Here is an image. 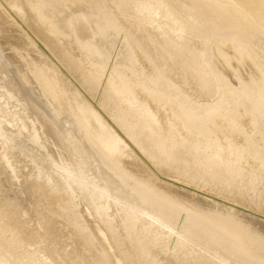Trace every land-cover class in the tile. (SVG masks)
Masks as SVG:
<instances>
[{"label":"bare ground","instance_id":"obj_1","mask_svg":"<svg viewBox=\"0 0 264 264\" xmlns=\"http://www.w3.org/2000/svg\"><path fill=\"white\" fill-rule=\"evenodd\" d=\"M3 1L0 264H264V0Z\"/></svg>","mask_w":264,"mask_h":264},{"label":"rangeland","instance_id":"obj_2","mask_svg":"<svg viewBox=\"0 0 264 264\" xmlns=\"http://www.w3.org/2000/svg\"><path fill=\"white\" fill-rule=\"evenodd\" d=\"M2 1V3L0 4V6L1 7H3V8H6V9H4V10H8L7 12H10V9L11 8H9L8 6H7V4H6V2H4L3 0H0V2ZM4 2V3H3ZM5 5V7H4V5ZM9 8V9H8ZM12 10V9H11ZM12 12V11H11ZM14 13V12H13ZM13 13L12 14H10V16L12 15V17H14V20H16L17 21V24L20 26V30L22 29V27H23V30L26 32L29 28L27 27H25V26H27V25H23V22L21 21V19L19 18H17V16L15 17V16H13ZM16 18V19H15ZM20 20V21H19ZM19 22H22V23H20L19 24ZM123 23H125V21H123ZM126 24V23H125ZM125 24H124V26H125ZM132 24V23H131ZM127 26H129V24H126ZM25 27V28H24ZM27 29V30H26ZM23 30H21V31H23ZM28 35H29V37L30 38H32V39H34V40H36L35 38H34V36H33V34L31 35V33H30V30H28L27 32H26ZM30 33V34H29ZM33 36V37H32ZM120 36H122V35H120ZM117 45H118V43L116 44V48H118L117 47ZM114 51H116V49L114 50ZM115 53V52H114ZM50 59H52V58H50ZM111 59H112V57H111ZM52 61L56 64L57 62L56 61H54L53 59H52ZM109 63L110 64H108V68L110 67V65H111V63H112V60H110L109 61ZM1 64V63H0ZM58 65H56L57 67L58 66H61V64L60 63H57ZM60 64V65H59ZM236 64H237V62H236ZM239 65V64H238ZM0 66H2V65H0ZM240 66V65H239ZM249 66H250V64H249ZM245 66L246 68H249L248 69V71L249 70H251V68H252V66ZM237 67V66H236ZM245 67H243L244 69H245ZM2 69L4 68V67H1ZM1 68H0V71H1ZM238 68V67H237ZM236 68V69H237ZM242 68V67H241ZM241 68H239L240 70H241ZM59 69L62 71V74L64 73V74H66L65 73V71H67L66 69H64V66L62 67H59ZM227 69H228V71H230L231 72V70H232V68H230V67H227ZM229 69H231V70H229ZM243 69V70H244ZM4 70V69H3ZM65 70V71H64ZM6 71V70H5ZM64 71V72H63ZM242 71V70H241ZM241 71H239L238 70V72H240V73H238L237 71V75H239V74H241L242 72ZM230 72H228V73H226V74H229ZM236 72H233L234 74L236 73ZM247 72V70H245V71H243V76H245V74H247L246 73ZM5 73H8V72H5ZM68 74L69 73H67V75H65L67 78H70V82H72L74 85L76 84V86L75 87H78L77 89L79 90V89H82L83 87L82 86H80L79 85V83H78V81L76 80V82H75V79L73 78V76L71 75V76H68ZM5 75H9V76H11L10 74H5ZM70 75V74H69ZM8 76V77H9ZM229 76V75H228ZM240 76H242V75H240ZM235 78V76L232 74V77H230V79L231 78ZM3 78H6V79H4L5 81H7V82H9L10 83V81H8L7 79V77H4V73H3V71H1L0 72V83H4L5 81L3 80ZM11 78V77H10ZM9 78V79H10ZM105 78V77H104ZM73 79V80H72ZM2 80V81H1ZM4 81V82H3ZM231 81L233 82V83H236L237 81H236V79H234V80H232L231 79ZM7 82H5L4 84L5 85H7ZM71 83V84H72ZM78 83V84H77ZM4 84H0V86L1 85H4ZM83 90H85L84 88H83ZM80 91V90H79ZM80 92H82V90L80 91ZM85 92H86V90H85ZM83 93V92H82ZM85 93H83V96H85V95H87V97L88 98H86V99H88L89 101H92L94 104H97V102H96V100L97 99H95V100H93L92 99V97H90L91 95H89L87 92H86V94L84 95ZM98 95H99V91H98V94L96 95V97H98ZM86 97V96H85ZM91 102V103H92ZM1 103V102H0ZM2 104V103H1ZM2 105H4V104H2ZM4 108L3 109H5V111L6 112H9V110H11V111H14V109H13V106H12V108L10 107V106H7V105H4L3 106ZM17 112H20L21 110H16ZM102 111V110H101ZM103 112V111H102ZM23 113V112H22ZM14 114H16V113H14ZM14 114H12L11 116H10V119L11 120H8V121H5V122H3L2 123V126H3V129L4 128H7V129H5V130H7V131H9V130H11V132H9V133H12V134H14V133H16V132H14L15 130L16 131H19L20 130V128H22L23 130H30V128L28 127H25V129H24V126H22V123L21 122H23V121H21L20 119H22V118H24V116H26V113H25V115L24 114H21V112L20 113H18V114H16L15 116H14ZM19 114H21V115H23V116H21V118L19 117L18 118V116H19ZM103 116H105L106 117V115L105 114H102ZM14 116V118H12ZM6 117H8V116H6ZM16 117L18 118V119H16ZM14 119H16V122L13 124V122H12V120L13 121H15ZM21 122H20V121ZM19 122V123H18ZM21 123V124H20ZM15 124H17V126L15 125ZM20 126H22V127H20ZM17 127H19V130L17 129ZM9 129V130H8ZM22 131V130H21ZM20 131V132H21ZM28 131H26L27 132V136L29 135V133L30 132H28ZM25 132V133H26ZM19 133V132H18ZM23 133V132H22ZM21 133V134H22ZM25 133L23 134V137L25 136ZM17 134V133H16ZM2 135V134H1ZM17 135H19V134H17ZM3 136V135H2ZM2 136H0L1 138H3V139H5L4 137H2ZM21 136V135H20ZM1 138H0V182L3 180V182H4V184H5V187H6V189L8 190L7 192H9V193H7V195H9V196H12V197H14V195L17 197V198H20V200H26V193H25V187H28L29 185L30 186H32V187H29V189L30 188H33V183H34V181H33V174H34V171H36V170H34V169H37L36 168V166H34V168H33V166L31 165V162L29 161V159H30V157H28V155L29 156H32L33 158H31V160H35L34 162H38V160L41 162V166L43 167L44 165L43 164H50L49 166L51 167V163H50V161L49 160H47V158H46V156H44L43 154H42V150H39L40 149V144H39V146H36V145H38V144H35V147H33L34 145L31 143L30 144V146L31 145H33L32 147V150L30 149L31 147L28 145V143H26V142H24V143H26V144H24V145H28L29 146V148L28 149H30V151L31 152H29V154L27 153H24L23 155H26L27 157H26V160L24 159V158H22L21 157V155H19L20 153V151H21V149H23V148H21L20 149V145H22L23 143H21L20 144V142L19 143H17V142H14V144L16 143V144H18V146H19V148L17 149V151H18V153L19 154H17V152L15 153V152H13L12 150H10L9 149V147H11V146H9V145H11V144H7V143H5V144H7V145H5L4 144V141H2L1 140ZM7 139V138H6ZM8 140V139H7ZM43 140H44V138H43ZM54 141H55V139H53ZM58 140V139H57ZM55 141V142H59V141ZM9 141V140H8ZM42 142V141H41ZM52 142V141H51ZM55 142H53L54 143V145H55ZM10 143V142H9ZM12 143V142H11ZM44 142H42V144H43ZM59 143L61 144V145H59ZM59 143H56L57 145L56 146H54V145H52L55 149H57V147H58V150L60 149L62 152H64L65 151V148H66V146L63 144V143H61V142H59ZM13 144V145H14ZM15 144V146H14V148L16 149L17 147V145ZM20 144V145H19ZM44 144H46V143H44ZM63 144V145H62ZM13 145H12V149H13ZM47 145H49V146H51V143H50V141L49 142H47ZM46 145V146H47ZM60 147H64V148H60ZM7 146H8V149H7ZM23 146V145H22ZM45 146V145H44ZM43 146V147H44ZM39 148L38 149V151L39 152H41V154H39V152L38 151H36V155H37V157L36 156H33V155H35L33 152L35 151V150H37V149H34V148ZM53 148V150H55ZM27 149V150H28ZM44 149V148H43ZM63 149V150H62ZM67 149V148H66ZM5 150H8V151H6V154H5ZM10 150V151H9ZM29 151V150H28ZM61 151H59L60 152V154H61ZM3 152H4V154L6 155V157H5V155L3 156V157H5L4 159L2 158V154H3ZM7 152H8V154H7ZM10 152H13V153H10ZM37 152H38V154H37ZM54 152H56V151H54ZM66 152V151H65ZM33 153V154H32ZM55 154H59V153H55ZM63 154H65V153H63ZM66 154H67V152H66ZM66 154H65V156H66ZM19 155V156H18ZM39 155H43V157L42 158H40V156ZM50 155V154H49ZM52 156V155H51ZM65 156H63V155H61V157H63V159L64 160H68V158L69 157H67L66 156V158H64ZM55 156H52V158H54ZM16 158V159H15ZM29 158V159H28ZM28 159V160H27ZM37 159V160H36ZM44 159V160H43ZM57 160L56 161H59V159L58 158H56ZM62 158H61V160H63ZM47 160V161H46ZM3 162V163H2ZM8 162V163H7ZM20 162V163H19ZM42 162H44V163H42ZM9 164V165H8ZM36 164H40L39 162L38 163H36ZM12 166V169H10V167L9 166ZM28 165V166H27ZM48 165H45L44 166V168L46 167V169L48 168H50L49 166L47 167ZM38 167V166H37ZM28 168V169H27ZM7 170H8V172H7ZM34 170V171H33ZM37 172V171H36ZM18 176V177H17ZM26 176V177H25ZM3 179H2V178ZM12 180V181H11ZM31 181L33 182V183H31ZM36 181V180H35ZM8 182V183H7ZM39 182V181H38ZM25 183H27L26 184V186H25ZM31 183V184H30ZM35 184V183H34ZM22 185V186H21ZM35 186V185H34ZM34 190V189H33ZM32 190V191H33ZM34 192V191H33ZM16 193V194H15ZM76 193V192H75ZM75 193H74V195H75ZM38 194V193H37ZM76 194H78V193H76ZM38 197H41L40 196V194L36 197V199L38 198ZM25 198V199H24ZM34 198V197H33ZM74 200H75V202H79V205L80 204H82V207H81V205H80V210H81V212H83L84 214H86V215H88L89 214V212H88V210L86 209V207L84 206V202L82 201V199L80 198H77V195H75L74 196ZM77 198V199H76ZM40 199V198H39ZM39 199H37L38 201H39ZM40 200H43V199H40ZM80 210H79V212H80ZM21 212H23V213H21ZM21 212H20V214L21 215H19V217L21 216H24V218L26 217V216H30V214L31 213H33L32 211H31V208H29V207H25L23 210H21ZM260 218V217H259ZM68 219H69V217H68ZM67 219V220H68ZM64 223L66 222L65 220H62ZM29 224H27V226H29L30 225V222H28ZM69 225V224H68ZM32 226L33 225H31L30 226V228H32ZM34 227V226H33ZM40 230V229H39ZM41 231H42V233H43V230L41 229ZM41 233V232H40ZM39 233V234H40ZM48 242H46V244L45 243H43L46 247L45 248H49L48 246L49 245H51L50 246V248H53L52 247V245L55 243V242H53L52 241V244H47ZM48 245V246H47ZM58 245H60L59 247H63V245H62V242L60 241V242H58L57 243V247H58ZM54 246V245H53ZM74 246V245H73ZM41 247V246H40ZM75 247V246H74ZM37 249H38V247H37ZM54 249V248H53ZM57 250H59V248L57 249ZM40 254V253H39ZM39 256V255H38ZM41 256V257H40ZM40 258H42V257H44V258H46L45 257V254H43V255H41L40 254ZM47 256V255H46ZM44 258H42V259H44ZM45 260V259H44Z\"/></svg>","mask_w":264,"mask_h":264}]
</instances>
